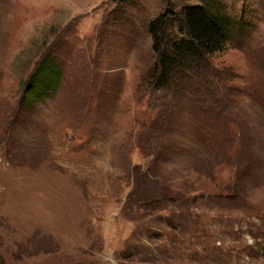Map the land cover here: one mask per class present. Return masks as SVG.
<instances>
[{
	"label": "rangeland",
	"instance_id": "374dc122",
	"mask_svg": "<svg viewBox=\"0 0 264 264\" xmlns=\"http://www.w3.org/2000/svg\"><path fill=\"white\" fill-rule=\"evenodd\" d=\"M189 5L228 40L162 80ZM0 264H264V0H0Z\"/></svg>",
	"mask_w": 264,
	"mask_h": 264
},
{
	"label": "trees",
	"instance_id": "16d2710c",
	"mask_svg": "<svg viewBox=\"0 0 264 264\" xmlns=\"http://www.w3.org/2000/svg\"><path fill=\"white\" fill-rule=\"evenodd\" d=\"M173 10L166 11L159 17L155 18L150 24L149 32L155 38L156 49L159 52L158 73L161 79L165 78L167 73L171 72L177 60H187L194 58H202L206 54H213L222 51L228 40V27L231 21L226 16L209 10L203 5H189L178 15L177 20L181 22L188 38H180L179 40L167 43L165 47V32L172 24ZM71 24H75L72 22ZM164 47V48H163ZM95 66L99 60H93ZM98 63V64H97ZM97 64V65H96ZM55 63L50 59H44L37 66L32 83L27 89L33 88L34 94L37 96L43 90H51L54 80H57V71ZM58 69V68H57ZM60 75H58L59 79ZM47 91L44 92L45 95Z\"/></svg>",
	"mask_w": 264,
	"mask_h": 264
}]
</instances>
